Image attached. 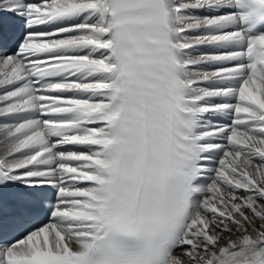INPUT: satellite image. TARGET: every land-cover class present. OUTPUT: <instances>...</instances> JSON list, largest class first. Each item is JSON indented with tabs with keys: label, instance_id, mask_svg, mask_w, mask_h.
<instances>
[{
	"label": "snow or ice",
	"instance_id": "6c2138e0",
	"mask_svg": "<svg viewBox=\"0 0 264 264\" xmlns=\"http://www.w3.org/2000/svg\"><path fill=\"white\" fill-rule=\"evenodd\" d=\"M0 264H264V0H0Z\"/></svg>",
	"mask_w": 264,
	"mask_h": 264
}]
</instances>
